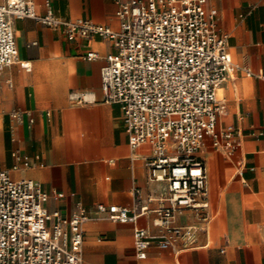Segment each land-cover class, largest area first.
Listing matches in <instances>:
<instances>
[{"label": "crops", "instance_id": "1", "mask_svg": "<svg viewBox=\"0 0 264 264\" xmlns=\"http://www.w3.org/2000/svg\"><path fill=\"white\" fill-rule=\"evenodd\" d=\"M31 1L38 14L50 7L58 17L119 28L116 0ZM205 8L226 34L232 59L218 92L226 106L218 124L237 127L241 144L228 156L205 139L200 155L208 173L210 219L184 211L176 223L196 225L195 239L168 249L153 241L144 259L136 256L133 230L158 233L153 213L133 224L95 211L97 203L154 208L157 201L148 197L164 187L148 178L151 146L132 148L120 105L104 101L100 71L115 52L113 40L97 35L69 40L61 28L11 19L17 59L30 68L14 62L0 71V168L14 180L37 182L49 195L43 202L49 211L70 216L78 205L88 210L82 264H264V80L245 72L264 74V0H207ZM88 51L98 57L85 59ZM70 92L89 100L73 101Z\"/></svg>", "mask_w": 264, "mask_h": 264}, {"label": "built area", "instance_id": "2", "mask_svg": "<svg viewBox=\"0 0 264 264\" xmlns=\"http://www.w3.org/2000/svg\"><path fill=\"white\" fill-rule=\"evenodd\" d=\"M206 1L116 0L117 30L90 19L58 17L50 7L38 14L31 0L0 2V71L14 62L30 68L28 62L17 59L13 17L61 28L69 40L95 35L113 40L115 52L105 57L100 71L104 101L120 105L132 148L151 146L146 159L148 178L164 187L157 197H148L157 201L154 208L97 203L95 211L112 222L133 224L153 213L152 225L158 233L139 226L133 230L138 259L146 258L153 241L160 249H168L195 239L196 225L176 223L184 211L210 219L208 173L200 155L205 139L228 156L241 144L237 127L218 124L226 109L218 92L232 59L227 36L216 16L206 10ZM97 57L95 51L84 55L88 60ZM245 72L264 80V74L246 68ZM69 97L80 103L89 100L81 92H70ZM29 164L24 157V165ZM48 196L34 180H14L7 169L0 168V264L83 263L88 210L78 205L70 216L49 211L43 204Z\"/></svg>", "mask_w": 264, "mask_h": 264}]
</instances>
